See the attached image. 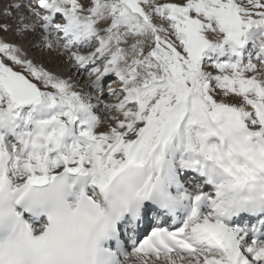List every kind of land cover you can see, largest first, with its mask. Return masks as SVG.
Here are the masks:
<instances>
[{
    "label": "snow or ice",
    "instance_id": "1",
    "mask_svg": "<svg viewBox=\"0 0 264 264\" xmlns=\"http://www.w3.org/2000/svg\"><path fill=\"white\" fill-rule=\"evenodd\" d=\"M0 21V264H264V0Z\"/></svg>",
    "mask_w": 264,
    "mask_h": 264
},
{
    "label": "rangeland",
    "instance_id": "2",
    "mask_svg": "<svg viewBox=\"0 0 264 264\" xmlns=\"http://www.w3.org/2000/svg\"><path fill=\"white\" fill-rule=\"evenodd\" d=\"M0 22H8L10 23L11 21H0ZM8 33H5V35H7ZM42 59L47 63L51 60V56L50 55H43L42 56ZM58 63V61H54V62H51V63H48V66L49 67H56V64Z\"/></svg>",
    "mask_w": 264,
    "mask_h": 264
},
{
    "label": "bare ground",
    "instance_id": "3",
    "mask_svg": "<svg viewBox=\"0 0 264 264\" xmlns=\"http://www.w3.org/2000/svg\"><path fill=\"white\" fill-rule=\"evenodd\" d=\"M7 35H8V36H11V33H8Z\"/></svg>",
    "mask_w": 264,
    "mask_h": 264
}]
</instances>
